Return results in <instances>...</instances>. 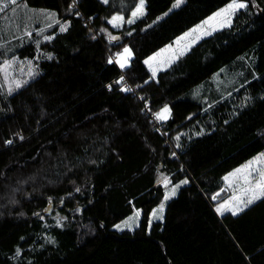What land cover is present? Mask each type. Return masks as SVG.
I'll list each match as a JSON object with an SVG mask.
<instances>
[{"label": "trees", "instance_id": "obj_1", "mask_svg": "<svg viewBox=\"0 0 264 264\" xmlns=\"http://www.w3.org/2000/svg\"><path fill=\"white\" fill-rule=\"evenodd\" d=\"M175 1L144 0L128 25L138 0H21L65 29L50 31L19 89H0V264H264V196L235 215H219L213 199L225 175L264 151V0H241L228 28L153 79L144 60L231 0H184L169 11ZM115 15L125 23L110 43ZM126 46L132 58L120 70L111 58ZM12 54L39 52L29 40ZM247 54L253 74L236 93L209 103L188 95ZM122 73L141 101L106 87ZM144 102L153 115L170 108L160 132ZM183 179L150 223L163 180ZM135 211L137 228L113 229Z\"/></svg>", "mask_w": 264, "mask_h": 264}, {"label": "rangeland", "instance_id": "obj_2", "mask_svg": "<svg viewBox=\"0 0 264 264\" xmlns=\"http://www.w3.org/2000/svg\"><path fill=\"white\" fill-rule=\"evenodd\" d=\"M100 1L107 3L108 0ZM183 2L184 0H179V2L176 0L169 11L178 8ZM3 4H7V7L0 11V35L2 33L6 35V40L0 44V48L6 51V56L5 59L4 57L0 58V60L4 59L0 62V89L6 93H12L30 78L35 72L36 63L45 57V54L39 50L43 42L53 38L50 31L57 25H59V30H63L65 29V24L57 18L55 13L30 9L21 0H17L14 5L8 3V0H0V5ZM238 4H244L245 7L247 5L245 1L231 0L225 6L178 36L170 44L165 45L146 58L144 64L151 77L155 79L160 72L166 70L200 40L216 31L228 28L235 13L245 8L235 7ZM229 5H233V7L229 8ZM138 9L139 11H137ZM133 13H136V15L134 16ZM144 13L145 2L143 0L141 4V0H138L135 10L126 23L130 25L140 19ZM124 23L120 15H115L109 19L108 24L112 31H108L107 35H105L108 42L116 41L120 34L114 31L122 29ZM29 40H33L36 52H39L35 59H22L16 54H12L17 46H21L29 42ZM125 49L128 52H125ZM131 58L132 52L126 46L121 51L116 52L111 61H114L120 70H123L129 65ZM254 61L255 58L252 54L239 57L230 65L231 67H224L208 81L195 87L188 95L196 100L204 101V103H209L213 97L217 96L223 99L229 97L247 83L248 78L253 74ZM164 109L168 111L164 112ZM169 114L170 108L167 106L156 115V119L164 122L169 118ZM165 181H167V186H165ZM185 181L183 179L177 184L171 185L168 180H163L162 183L166 188L165 195L161 203L151 212L150 223L162 220L167 202L176 196ZM173 189H175L174 195L171 194ZM165 196H168V199H165ZM262 196H264V151L225 175L224 187L214 195L213 199L216 202V212L221 205H225L221 212H217L219 215H223L227 212L232 214L234 209L237 210L236 214H238ZM249 199L252 200L250 204L248 203ZM161 205H163V211H160ZM137 213L139 211H135L130 216L119 221L113 226V229L117 232L133 231L139 225L140 214L137 216Z\"/></svg>", "mask_w": 264, "mask_h": 264}, {"label": "built area", "instance_id": "obj_3", "mask_svg": "<svg viewBox=\"0 0 264 264\" xmlns=\"http://www.w3.org/2000/svg\"><path fill=\"white\" fill-rule=\"evenodd\" d=\"M77 3H78V0H73L72 7H75ZM106 87L108 89H111V87H120V89L123 92L128 93L131 96L137 97L139 101L142 100L141 96L136 94L135 89L129 85V83L127 82L123 73L117 79H115V80L111 81L109 84H107ZM142 113L151 122L152 129H154L158 132H160L163 129L162 122L158 121L156 119V115H153L151 113L149 104L147 102L143 103Z\"/></svg>", "mask_w": 264, "mask_h": 264}, {"label": "snow or ice", "instance_id": "obj_4", "mask_svg": "<svg viewBox=\"0 0 264 264\" xmlns=\"http://www.w3.org/2000/svg\"><path fill=\"white\" fill-rule=\"evenodd\" d=\"M16 2H17V0H8V3H11V4H16ZM178 2H179V0H178ZM143 3V0H141V4ZM4 7H7V4H3V5H0V11H3V9H4ZM233 7V5H229V8H232ZM235 7H239V8H243V7H245V5L244 4H238V5H235ZM137 11H139V9L137 10ZM133 15L135 16L136 15V13H133ZM129 22H131V21H129ZM125 52H128V50L127 49H125ZM168 110L167 109H164V112H167ZM162 115V114H161ZM187 181H185V183H186ZM165 186H167V181H165ZM172 195H174L175 194V189H173L172 190V193H171ZM165 199H168V196H165ZM252 202V200L251 199H249L248 200V203L250 204ZM225 207V205H221L220 206V208H218L217 209V212H221V210L223 209ZM239 210H242V209H239ZM160 211H163V205H161V208H160ZM236 209H234L233 210V215H235L236 214ZM139 215V213H137V216ZM153 215H155V213H153Z\"/></svg>", "mask_w": 264, "mask_h": 264}, {"label": "crops", "instance_id": "obj_5", "mask_svg": "<svg viewBox=\"0 0 264 264\" xmlns=\"http://www.w3.org/2000/svg\"><path fill=\"white\" fill-rule=\"evenodd\" d=\"M145 60H146V59H145ZM145 60H144V61H145ZM169 116H170V114H169ZM243 210H244V209H243Z\"/></svg>", "mask_w": 264, "mask_h": 264}]
</instances>
